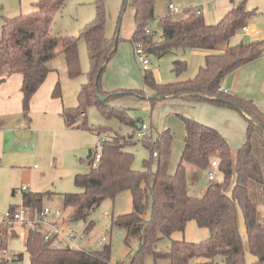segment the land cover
Wrapping results in <instances>:
<instances>
[{
    "label": "trees",
    "instance_id": "obj_1",
    "mask_svg": "<svg viewBox=\"0 0 264 264\" xmlns=\"http://www.w3.org/2000/svg\"><path fill=\"white\" fill-rule=\"evenodd\" d=\"M64 2L36 0L30 11L5 18L0 38V83L11 74L22 75V112L27 119L30 100L51 70L48 63L56 55L57 47H61L67 75L75 77L81 73L78 41L84 39L89 62L86 82L80 85L77 92V104L65 108L62 115L67 127L80 128L99 136L101 158L89 171L75 174L74 183L78 191L61 195L63 208L69 209V221L85 220L102 200L128 190L132 211L113 220L114 224L127 229V236L132 234L139 238V247L127 264H143L147 253L155 258L165 257L170 264H189L196 257L212 261L217 255L222 257V264H247L238 226L241 212L247 248L256 258L252 264H264V223L258 219L257 203L251 196V185L255 186V191L264 189L263 167L252 152L253 134H257L259 143L264 146V109L258 108L251 98L227 92L220 86L227 74L263 53L262 39L230 43L252 11L240 3L228 10L218 22L211 24L206 22L199 8L188 7L180 17L171 14L162 17L159 21L160 38L154 40L148 24L154 19L155 0H133V44H139L148 54L156 55L187 48L208 52L203 65L192 78H179L186 69V63L178 59L172 65V71L177 76L174 81L160 83L149 69L145 70L142 81L152 93L148 98L150 107L153 108L164 97L206 102L235 110L246 125L245 139L232 157L231 147L217 129L180 116L184 129L183 148L179 162L171 173L168 166L174 133L170 129H162L155 137L150 129V137L139 139L150 156L144 160V170H135L132 167L134 154L125 150L127 145L136 141L133 135L108 132L110 130L106 127H91L87 123L85 110L93 104L103 116L115 115L120 122L137 126L139 119L135 120L124 109L112 106V101L126 94L144 97V92L135 89L107 92L102 89V75L118 42L117 36L106 35L103 0H94V17L77 35L49 34L53 17L62 9ZM52 96H60L59 82L55 84ZM154 151L156 156H153ZM96 152L89 151L88 156ZM213 160L217 162L220 179L209 180L200 196L188 194L185 164H193L207 173ZM153 164L156 165L155 170H152ZM15 192L13 189L12 195ZM53 194L50 191H22L21 205L39 211L44 206L43 196L50 198ZM16 207L10 204L9 209ZM148 209L149 216L145 218L144 213ZM189 221L208 228L206 240L196 243L172 239L167 251L154 249L159 239L183 231ZM8 235L16 237L17 231H8L0 223V247L7 246ZM24 250L29 264L110 263L109 244L93 251L67 246L52 247L44 242L40 229L35 228L25 230Z\"/></svg>",
    "mask_w": 264,
    "mask_h": 264
},
{
    "label": "rangeland",
    "instance_id": "obj_2",
    "mask_svg": "<svg viewBox=\"0 0 264 264\" xmlns=\"http://www.w3.org/2000/svg\"><path fill=\"white\" fill-rule=\"evenodd\" d=\"M32 1L34 0H0V38L1 26L5 18L14 17L31 10L32 4L30 5V3ZM132 2L133 0H103L106 18V35L108 37L117 36L118 42L116 44V51L107 63L103 73L101 81L102 89L107 92L131 89L142 90L144 92V97L135 94L119 96L112 101V106L124 109L131 118L135 120L139 119V121L146 123L151 129L153 137L164 128L170 129L174 133L168 166V170L172 173L179 162L183 148V124L176 109H173L169 104H164L168 103L169 100L157 101L153 108L150 107L148 98L152 93L143 84L142 76L144 71H140L139 69V64L134 54L135 44L131 42L135 28V9ZM168 3L173 4L177 12H172V10L168 9ZM240 3L246 9L252 11V14L245 23L254 28L251 33H243L239 29L236 32L237 36L243 38L244 42L246 40H263L262 55L256 60L242 66L240 68L242 71L246 68L257 66V62L260 60L261 63H264V0H155L154 19L148 24V30L152 32L153 39L157 40L161 35L159 21L164 16L171 14L174 17H180L184 9L195 7L203 12L205 20L207 18V12L219 14L218 19H220L224 16L223 14L229 6H236ZM94 14V0H65L62 9L53 17L49 34L57 36L77 35L80 29L92 20ZM60 49L61 47L58 46L56 55L49 61V67L54 68L55 72L58 73L61 96L66 100V104L75 105L77 104V88L86 82V72L89 68L86 44L83 38L79 39L78 52L81 73L75 77H69L67 75L64 69V60L59 53ZM148 58L149 72L160 83L171 82L176 79L177 76L172 71V65L175 59L183 60L186 63V69L180 75L181 79L194 77L198 68L204 63V58L196 53L195 49L190 48L184 50L177 49L162 55L149 53ZM256 73H258V76L255 79H251L252 83L249 87V92L255 95V99L251 96L247 98H251L256 106L263 110L264 94L257 91L262 73L259 70L252 69L249 75L253 77ZM226 91L232 93L230 89H226ZM239 95L243 96L241 94ZM221 109H225L226 118L233 117L227 110L238 115V121L230 119L225 123L228 124L230 132L234 135V138L229 137L230 141H238V144H241L242 140L245 139L246 133L244 119L231 108L221 107ZM116 112L115 110L114 114ZM85 118L91 127H106L110 130L108 132H117L125 136L133 135L135 129V126L132 124L120 122L115 115L111 117L103 116L93 104L86 108ZM55 119L62 120L60 116L50 117L43 111H34V113L29 111L27 124L28 126L45 130V127L51 125ZM209 126L213 127L212 125ZM224 132L226 133V131ZM236 146V144L233 147L230 146L232 149V157H234ZM89 150L92 153L95 151L100 152L99 136L97 137L83 129L70 130L64 128L61 131L53 129L47 137L41 134L37 149L35 150L34 147L31 149V160L23 163L24 165L22 167L9 168L0 163V223L3 219V214L9 209L10 204L16 206L21 205L22 186L27 187L28 192H53L54 194L50 198L43 196L42 204L48 205L51 208L58 207L67 217L69 209L63 208L61 195L79 190L74 183V176L75 174L89 171V168L92 166L91 161L93 155L88 156ZM125 150L133 152L134 160L132 167L135 170H144L146 168L144 160L150 156V153L141 140L138 139L133 144L127 145ZM252 152L259 158L264 171V146L259 143L257 134H253L252 137ZM155 168L156 165L153 164L152 170H155ZM209 170L214 172V180L220 179L216 168L209 167ZM207 174L208 172L204 173L202 171L205 185L198 183L196 189L193 187L190 190L202 194L209 181ZM201 187L203 192L200 193L199 189ZM254 187L251 185V196L257 203L258 219L264 223V189L259 188V191H255ZM12 188H17L14 195L11 194ZM131 211V195L126 190L118 193L113 198H105L102 200L85 220L78 219L69 221V226L76 235L75 242L77 246L85 251H93L100 249L104 244H109L110 264H127L139 247V238L132 234L127 236V229L124 226L114 224L113 220L117 216L130 213ZM105 212L107 213L106 215H104ZM148 216L149 209L144 213L145 218ZM242 220V216L240 215L238 226L245 248V260L247 264H252L254 256L247 250V237L245 231L241 229V226H243ZM7 229L8 231L12 230L10 228ZM13 229L17 231L18 237H10L8 235L7 249L18 254L23 253L21 261L16 264H28V255L23 248L22 236L26 229L19 226H14ZM208 236V228L199 227L194 221H189L183 231H176L170 237L159 239L155 243L154 249L159 252L167 251L172 239H183L198 243L206 240ZM103 239V243L100 244L99 241ZM143 264H170V262L165 257L155 258L152 254L147 253L144 256ZM189 264H222V257L217 255L212 261L206 257H196L191 259Z\"/></svg>",
    "mask_w": 264,
    "mask_h": 264
},
{
    "label": "crops",
    "instance_id": "obj_3",
    "mask_svg": "<svg viewBox=\"0 0 264 264\" xmlns=\"http://www.w3.org/2000/svg\"><path fill=\"white\" fill-rule=\"evenodd\" d=\"M35 1L36 0L32 1L30 5L33 4ZM233 6H229L228 9L225 11V13L228 10H230ZM168 9H169V3H168ZM206 16H207L206 22L211 23V24L216 23L219 20L218 19L219 14H215L214 12H207ZM250 27L254 28L252 26ZM239 41H244V39L234 36L231 39L230 43L234 44ZM195 51L202 58H204L205 54L208 53L202 49H195ZM59 53L63 59V54L60 52V50H59ZM250 65H247V66H250ZM48 66H49V63H48ZM242 66H240L238 69H236L232 73L228 74L223 79L220 85L221 88L224 90L230 89L232 93H236V94L238 93L246 97L251 96L254 98L255 95L250 94L251 92H249V87H250V84L252 83L251 79H255L258 76V73H256L253 77H251L249 75V72L250 70L253 69L256 71L259 70L262 73L261 78H260L259 88L257 91L261 94H264L263 92L264 91V63H261V60H260L257 62V66L252 67V68H246L245 70L241 71L240 68ZM50 69L51 70L47 74L43 83L33 94L30 100V109H29V111H32V113H34V111H43L50 117L60 116L62 118L63 123L61 119L60 120L55 119L54 121H52L51 125H48L45 127V130H42V128L38 129L35 127L28 126L27 119L23 115L22 93L20 90L21 83H22V75L19 73L11 74L0 83V163L4 164L5 166H8L9 168L10 167L11 168L22 167V165H24L23 163L27 161L29 162L31 160V157H32L31 149L32 147H34L35 150L37 149L38 141H39L41 134H44L45 137H47L50 131H52L53 129L54 130L56 129L57 131L59 130L61 131L64 128L70 129V130L80 129V128H70L66 126L62 112L65 108L73 107L76 104L75 105L66 104V100L61 96V92H60L59 97L52 96V90L55 84L59 82V80H58V73L55 72L54 68H50ZM64 69L66 70V66L64 67ZM123 74H125V72H123ZM179 77L181 78V76ZM79 87L77 88V91ZM163 100H169V102L171 103L168 102L164 104L165 105L169 104L170 106H172V108L176 109V111L178 112L180 116L189 117L201 123H204V124L206 123L207 125L209 124L217 128V130L223 135V137L225 138V140L228 142V144L231 147H233V145L235 144L237 145L235 150L240 146V144H238L239 143L238 141H233V142L230 141L229 137L234 138V135L232 132H230V127L228 126V124L225 123L227 120H230V119H233L234 121H238L239 118L236 113L230 110H227L233 117L226 118L225 109H221V107H216L208 103L185 101L178 97H164L163 99L159 101H163ZM47 123L49 124V122ZM138 125L137 126L135 125V129L133 132V139L135 140H137V131L139 128ZM224 131H226V133ZM90 133L98 137L96 133L94 132H90ZM228 134L229 136H227ZM185 167H186L188 194L192 196H200L201 194H198L195 191H191L190 189H193V187L194 189H196L198 183H202V185L204 184V179H203L204 175H202V170L193 164H185ZM13 189L15 191L17 190V188H12L11 192ZM199 192L200 193L203 192L202 187L199 189ZM240 215H241V212L238 215V219ZM242 225L243 226H241V229L245 231L243 220H242ZM22 236H23V248H24L25 231L22 234ZM16 237H18V233ZM22 254L23 253H21L20 255L21 258H22ZM255 259L256 258L254 257L253 261H255ZM28 264H29V260H28Z\"/></svg>",
    "mask_w": 264,
    "mask_h": 264
},
{
    "label": "built area",
    "instance_id": "obj_4",
    "mask_svg": "<svg viewBox=\"0 0 264 264\" xmlns=\"http://www.w3.org/2000/svg\"><path fill=\"white\" fill-rule=\"evenodd\" d=\"M169 9L173 12H177L173 4L169 3ZM250 26L246 23L241 27L243 33H251ZM235 37L237 36L235 33ZM135 58L139 64L141 71L149 69V58L148 53L145 49L137 44L134 46ZM139 128L137 131L138 139H147L151 136V131L148 125L144 122H139ZM157 152H153V156H156ZM101 158V152H96L93 154V159L91 165H96ZM217 162L215 160L211 161L210 168H216ZM207 179H214V172L209 170L207 174ZM21 191H27V187L22 186ZM107 213L105 212L104 215ZM1 224L6 228L13 229L14 226L24 227V229L35 228L40 229L42 238L44 242L52 247H70L74 249L81 250L75 242V234L71 227L69 226V219L63 212L58 208H51L48 205H44L39 211H32L31 208L20 205L15 209H8L3 214V219ZM104 241L100 240L99 243L102 244ZM21 256L18 253L11 252L6 247H0V262L3 264H16L21 261ZM110 264V263H109Z\"/></svg>",
    "mask_w": 264,
    "mask_h": 264
},
{
    "label": "water",
    "instance_id": "obj_5",
    "mask_svg": "<svg viewBox=\"0 0 264 264\" xmlns=\"http://www.w3.org/2000/svg\"><path fill=\"white\" fill-rule=\"evenodd\" d=\"M139 125H140V124H139ZM139 125H138V126H139Z\"/></svg>",
    "mask_w": 264,
    "mask_h": 264
}]
</instances>
